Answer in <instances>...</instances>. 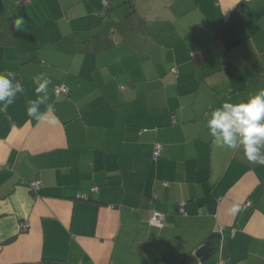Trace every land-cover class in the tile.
I'll return each instance as SVG.
<instances>
[{
    "label": "crops",
    "instance_id": "0c3cea01",
    "mask_svg": "<svg viewBox=\"0 0 264 264\" xmlns=\"http://www.w3.org/2000/svg\"><path fill=\"white\" fill-rule=\"evenodd\" d=\"M7 70L0 264H264V166L205 127L264 90V0H0ZM39 73L55 125L26 114Z\"/></svg>",
    "mask_w": 264,
    "mask_h": 264
},
{
    "label": "clouds",
    "instance_id": "9594fccd",
    "mask_svg": "<svg viewBox=\"0 0 264 264\" xmlns=\"http://www.w3.org/2000/svg\"><path fill=\"white\" fill-rule=\"evenodd\" d=\"M19 23L15 21L17 27ZM32 82L36 98L27 101V116L55 125V105L49 102V77L45 73L35 74ZM24 92L11 70L0 72V104L11 105ZM205 127L218 148L239 149L249 163L264 166V90L239 102H222L208 113ZM243 210V204L236 201L228 212L235 215Z\"/></svg>",
    "mask_w": 264,
    "mask_h": 264
},
{
    "label": "built area",
    "instance_id": "2783aa9c",
    "mask_svg": "<svg viewBox=\"0 0 264 264\" xmlns=\"http://www.w3.org/2000/svg\"><path fill=\"white\" fill-rule=\"evenodd\" d=\"M107 2V0H104V3H106ZM68 90V88L66 87V86H56L55 87V91H56V93H60L61 91H67ZM161 153H162V148L160 147V146H157L156 148H155V150H154V156L155 157H158L159 155H161ZM30 183V186H31V188L33 189V190H37L38 188H40L41 186H42V184H43V182H42V180L41 179H34V180H32V181H30L29 182ZM246 205H248V204H246ZM180 211H184V204L183 203H181L180 204ZM164 215H165V213H163V212H160V211H154V213H153V218L157 221V222H159L163 217H164ZM27 223L25 222L24 224H23V228H26L27 227Z\"/></svg>",
    "mask_w": 264,
    "mask_h": 264
},
{
    "label": "trees",
    "instance_id": "16d2710c",
    "mask_svg": "<svg viewBox=\"0 0 264 264\" xmlns=\"http://www.w3.org/2000/svg\"><path fill=\"white\" fill-rule=\"evenodd\" d=\"M103 3H104V0H103ZM108 3V0H107V2L106 3H104V4H107Z\"/></svg>",
    "mask_w": 264,
    "mask_h": 264
}]
</instances>
